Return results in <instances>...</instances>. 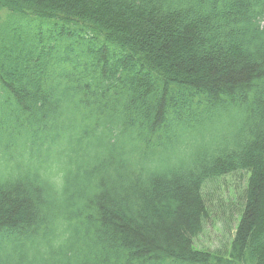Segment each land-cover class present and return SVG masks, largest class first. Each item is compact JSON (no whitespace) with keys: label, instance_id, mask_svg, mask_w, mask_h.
<instances>
[{"label":"trees","instance_id":"16d2710c","mask_svg":"<svg viewBox=\"0 0 264 264\" xmlns=\"http://www.w3.org/2000/svg\"><path fill=\"white\" fill-rule=\"evenodd\" d=\"M221 107L234 146L144 166ZM0 150V250L48 219L34 177L56 152L79 264H264V0H0Z\"/></svg>","mask_w":264,"mask_h":264},{"label":"clouds","instance_id":"9594fccd","mask_svg":"<svg viewBox=\"0 0 264 264\" xmlns=\"http://www.w3.org/2000/svg\"><path fill=\"white\" fill-rule=\"evenodd\" d=\"M243 114L235 108H217L204 113L189 125L178 126L163 149H158L143 161L149 168L192 165L202 151H215L235 144ZM18 169L14 160L0 150V181L15 179ZM71 175L66 158L53 152L35 175L37 183L46 189L51 205L48 219L35 232L21 238H13L0 255L7 256V264H79L87 250L74 244L65 211V202L71 194ZM0 264H5L0 259Z\"/></svg>","mask_w":264,"mask_h":264},{"label":"rangeland","instance_id":"374dc122","mask_svg":"<svg viewBox=\"0 0 264 264\" xmlns=\"http://www.w3.org/2000/svg\"><path fill=\"white\" fill-rule=\"evenodd\" d=\"M223 181L228 182V186L226 185L224 187L228 189V194L230 196L232 195V198H233L234 194L232 193H233L234 187H236L237 185H241L242 181L237 182L234 185L235 178L231 176L225 177ZM221 235H222V223L219 218H215L213 219V222H209V224L204 230V233H202L199 239L197 240V243L199 246H214L217 243L218 239L221 237Z\"/></svg>","mask_w":264,"mask_h":264}]
</instances>
